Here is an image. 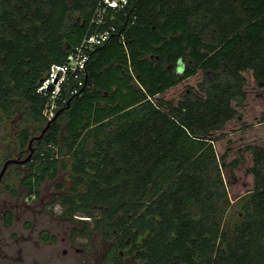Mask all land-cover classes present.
Returning <instances> with one entry per match:
<instances>
[{
    "label": "trees",
    "instance_id": "trees-1",
    "mask_svg": "<svg viewBox=\"0 0 264 264\" xmlns=\"http://www.w3.org/2000/svg\"><path fill=\"white\" fill-rule=\"evenodd\" d=\"M98 1L0 0V108L21 114L23 148L46 125L40 83L81 44ZM127 13L125 43L96 49L83 85L65 86L27 188L69 169L67 215H131L150 264H264V149L249 148L253 191L232 218L224 171L239 162L213 138L245 106L246 75L264 87V0H129ZM200 73L182 100L161 98Z\"/></svg>",
    "mask_w": 264,
    "mask_h": 264
},
{
    "label": "flooded vegetation",
    "instance_id": "flooded-vegetation-1",
    "mask_svg": "<svg viewBox=\"0 0 264 264\" xmlns=\"http://www.w3.org/2000/svg\"><path fill=\"white\" fill-rule=\"evenodd\" d=\"M0 114L15 123L4 135L0 120V264H150L144 256L146 235L135 227L131 215L119 213L113 221L101 220V214L96 220L95 215L92 223L84 222L79 212L67 215L63 199L72 180L70 175L69 187L58 183L64 169L55 178L47 176L33 192L27 188L42 143L35 142L29 163H12L1 175L10 160L27 158L30 140L21 146V114L12 116L1 108ZM49 184L54 192L43 195L42 187Z\"/></svg>",
    "mask_w": 264,
    "mask_h": 264
},
{
    "label": "rangeland",
    "instance_id": "rangeland-1",
    "mask_svg": "<svg viewBox=\"0 0 264 264\" xmlns=\"http://www.w3.org/2000/svg\"><path fill=\"white\" fill-rule=\"evenodd\" d=\"M246 77L248 79L246 87L248 97L245 106L238 110L239 115L236 119L230 121L224 130L216 133L213 137L216 140L215 146L219 158L225 156V162L228 165L236 161L239 162L236 168L224 171L230 199L234 204L229 214L232 218H235L240 212V207L237 204L253 191V176L249 172L253 166V160L249 148L260 146L264 149V87L255 83L251 73ZM203 80L204 75L200 73L167 91L161 95V98L177 103L189 91L197 90ZM16 118L18 117H15V120ZM0 120H2L4 135L11 133L15 123L9 119L6 120L1 114ZM20 128H22V123ZM58 183L70 186L69 169L59 173ZM53 190V184H49L48 188L46 185L42 187L43 195L51 194L54 192Z\"/></svg>",
    "mask_w": 264,
    "mask_h": 264
},
{
    "label": "built area",
    "instance_id": "built-area-1",
    "mask_svg": "<svg viewBox=\"0 0 264 264\" xmlns=\"http://www.w3.org/2000/svg\"><path fill=\"white\" fill-rule=\"evenodd\" d=\"M128 7L129 0H99L88 33L81 44L68 55L65 63L51 66L50 71L38 87V93L48 98L43 111L46 122L52 120L62 104L66 103L62 93L70 80L78 81L80 86L83 85L93 52L106 45L116 35L125 43L124 33L119 31V27L123 25L119 16H127ZM116 19H118V25L113 23ZM51 86L53 87L52 91L50 90ZM77 93L78 89L71 92V94Z\"/></svg>",
    "mask_w": 264,
    "mask_h": 264
},
{
    "label": "water",
    "instance_id": "water-1",
    "mask_svg": "<svg viewBox=\"0 0 264 264\" xmlns=\"http://www.w3.org/2000/svg\"><path fill=\"white\" fill-rule=\"evenodd\" d=\"M50 90H53V87H50ZM68 108V106L58 110V112L56 113L55 117L52 120H49L46 122V125L44 126V128L42 129V131L37 134L34 135L30 141H29V146L28 149L26 150V152H29L28 156L26 159L22 160V161H18V159H12L10 160L4 167V169L1 172V175H4V173L6 172V169L8 168L9 165L13 164H26L29 163L33 157V154L35 152V147L34 144L35 142H38L39 144L45 139L48 131L51 129L52 125L57 121V119L59 118V116Z\"/></svg>",
    "mask_w": 264,
    "mask_h": 264
}]
</instances>
